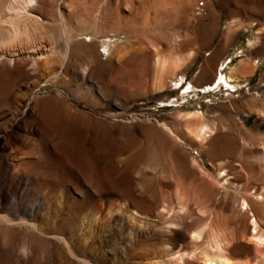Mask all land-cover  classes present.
Segmentation results:
<instances>
[{"label":"rangeland","instance_id":"obj_1","mask_svg":"<svg viewBox=\"0 0 264 264\" xmlns=\"http://www.w3.org/2000/svg\"><path fill=\"white\" fill-rule=\"evenodd\" d=\"M226 55L238 88L182 99ZM250 217L264 235V0H0V264H264Z\"/></svg>","mask_w":264,"mask_h":264},{"label":"bare ground","instance_id":"obj_2","mask_svg":"<svg viewBox=\"0 0 264 264\" xmlns=\"http://www.w3.org/2000/svg\"><path fill=\"white\" fill-rule=\"evenodd\" d=\"M30 1V0H29ZM16 2H17V0H16ZM32 3V2H31ZM181 7V6H180ZM7 9V8H6ZM10 9V8H9ZM181 9V8H180ZM8 10V9H7ZM33 16V15H32ZM34 18V17H33ZM16 22V21H15ZM13 23H14V21H13ZM28 23V22H27ZM33 23V22H32ZM35 25V24H34ZM36 26V25H35ZM35 26L33 27V28H35ZM28 28V27H27ZM38 27H36V29H37ZM36 29H34V30H36ZM89 40V39H88ZM11 41V40H10ZM86 42H87V40H86ZM89 42V41H88ZM110 41H102V43H101V48L103 49V52L105 53V55L106 54H108L109 52V48H110ZM249 46H251L250 44H249ZM39 52V51H38ZM30 53H32V51L30 52ZM45 53V52H44ZM48 53V52H47ZM33 54H35V53H33ZM39 54H41L40 52H39ZM38 54V55H39ZM49 54V53H48ZM50 54H52V53H50ZM102 55V54H101ZM37 56V55H36ZM50 56H53V55H50ZM49 55H44V54H42V55H39V57L38 58H36V60H42V59H47V58H49L50 57ZM55 56V55H54ZM47 60H49V59H47ZM165 60V59H164ZM180 60V59H179ZM34 61V60H33ZM181 62V61H180ZM179 61H178V59H177V61H174V65L176 66V64L177 63H180ZM231 62V61H230ZM37 63V62H36ZM46 63H47V61H46ZM166 65V61H163V62H161L160 63V66L161 67H164ZM177 65H179V64H177ZM223 65H224V63H222L221 64V66L223 67ZM227 66V65H226ZM223 72V71H222ZM219 72L217 71L216 72V74H215V78H214V81H213V83L210 85V86H208L207 87V92H208V94H214L215 92H217V91H223V90H225L226 92H229V88H233V89H236V88H238V86H237V77H234L233 75H232V69H230V67H229V71H228V73L227 74H225V76H223V73H219L220 74V77H219V74H218ZM219 77V78H218ZM241 77V76H240ZM217 79H218V85H217V87L214 89L213 88V85H214V83H216V81H217ZM171 84H173V86H174V89L175 90H178V91H181V90H183L184 88H185V90H184V92L182 93V95H181V97H182V99H185V98H187V97H189L188 95L189 94H191V96H194V95H196L197 94V90L195 91L194 90V87L191 85V84H184V80H183V78H181V79H179V80H177L176 82H172L171 81ZM185 85H186V87H185ZM204 90V89H203ZM233 91V90H232ZM235 91V90H234ZM205 94H207L206 92H205ZM180 97V98H181ZM206 97H208V96H206ZM175 100V99H174ZM174 100H168L167 102H165L164 104L166 105L167 103H169L168 104V106H172V107H179V105L178 104H176L177 102L176 101H174ZM167 106V105H166ZM198 112V114H201V112H199V111H197ZM210 131V129H209V127H208V125L207 124H203V125H201L199 128H198V130H197V139H199V140H206V138H208V136H209V132ZM219 176L221 177V180H223L222 181V185H226L227 183H229L228 182V178H226V179H224V177L225 176H227V174H225V172L224 173H219ZM258 196H260V195H258ZM259 199H260V197H259ZM239 207H240V210H242V211H248V210H250V207H249V204L246 202V201H244V200H242L240 203H239ZM249 215H251V214H249ZM252 216V215H251ZM251 218V217H250ZM249 226H250V228H249V237H250V239L255 243V244H262V243H264V235H262L261 233H260V229H258V226H257V223H256V220L254 219V218H251L250 220H249ZM260 230V231H259ZM194 238H197V236L196 237H194ZM214 248V247H213ZM212 249V248H211ZM214 254H210V256L209 255H206V256H208V257H204V264H236L235 263V261H233V260H231L227 255H225V252H224V250L217 244L216 246H215V249H214ZM170 256V258H171V256H172V258H180L181 256L180 255H177V254H173V255H169Z\"/></svg>","mask_w":264,"mask_h":264},{"label":"crops","instance_id":"obj_3","mask_svg":"<svg viewBox=\"0 0 264 264\" xmlns=\"http://www.w3.org/2000/svg\"><path fill=\"white\" fill-rule=\"evenodd\" d=\"M219 43H221L222 44V46L223 47H226V48H229V46H230V43L229 42H227V41H223L222 39H218L217 40V42H216V45H218ZM207 55H208V53H207ZM226 57H228L227 55L226 56H223L222 58L221 57H219L217 60L215 59L214 60V62H213V64H212V66H216V64H219V63H221L222 61H223V59H224V63L228 66L229 64H231L232 63V59L234 58H232L231 59V63L230 62H228L229 60L226 58ZM226 58V59H225ZM223 65V67L221 66V73H223V76H225V74H227L228 72H226L225 71V67H227L226 65ZM187 65H188V63H187ZM186 65V66H187ZM198 66L199 65H197V68H198ZM197 68L195 69V70H197ZM215 69V68H214ZM223 71V72H222ZM229 71V70H228ZM219 72V73H220ZM220 73V74H221ZM220 74H219V77H220ZM218 77V78H219ZM183 78H184V84H191L193 87H194V90L196 91L197 90V92L198 93H203V94H205V92L206 93H208L207 92V87L208 86H210L212 83H213V81H214V79L213 78H215L214 77V71L212 70V69H210V73H209V75H208V77L207 78H205V79H202V80H199V79H197L196 78V76H194V74L193 75H191V76H187V73H185V75L183 76ZM218 80V79H217ZM217 83H218V81H217ZM218 85V84H217ZM217 87V86H216ZM215 87V88H216ZM214 88V87H213ZM214 88V89H215ZM204 89V90H203ZM178 91V90H177ZM201 91V92H200ZM178 92H180V91H178ZM184 92V91H183ZM182 92V93H183ZM182 93H180V95H182ZM201 95V94H200ZM205 95H207V94H205Z\"/></svg>","mask_w":264,"mask_h":264},{"label":"built area","instance_id":"obj_4","mask_svg":"<svg viewBox=\"0 0 264 264\" xmlns=\"http://www.w3.org/2000/svg\"><path fill=\"white\" fill-rule=\"evenodd\" d=\"M192 14L195 18H204L207 15V6L204 1H197L192 7Z\"/></svg>","mask_w":264,"mask_h":264}]
</instances>
